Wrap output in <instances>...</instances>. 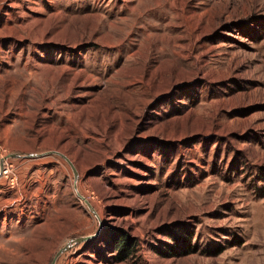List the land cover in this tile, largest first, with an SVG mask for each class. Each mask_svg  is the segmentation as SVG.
Returning <instances> with one entry per match:
<instances>
[{"label": "rangeland", "instance_id": "rangeland-1", "mask_svg": "<svg viewBox=\"0 0 264 264\" xmlns=\"http://www.w3.org/2000/svg\"><path fill=\"white\" fill-rule=\"evenodd\" d=\"M1 158L0 264H264V0H0Z\"/></svg>", "mask_w": 264, "mask_h": 264}, {"label": "water", "instance_id": "water-1", "mask_svg": "<svg viewBox=\"0 0 264 264\" xmlns=\"http://www.w3.org/2000/svg\"><path fill=\"white\" fill-rule=\"evenodd\" d=\"M51 152H55L56 154L60 155L62 158H64L67 163L70 165L73 174H74V188L76 189V180L78 177V172L75 168V166L73 165V163L69 160V158L67 156H65L63 153L57 152V151H51ZM18 156V154L16 153H11L8 154L5 158L8 157H16ZM4 158L0 159V172H1V167H2V163H3ZM78 195L84 200L86 206L89 208L90 211H92L93 213H95L94 209L92 208V206L90 205V203L83 197L81 196L79 193ZM94 235H87V236H81V237H76V238H71L66 244H64L62 247H60L57 252L54 254V256L52 257L51 261L49 264H55L57 258L59 257V255L67 250H69L70 248H72L73 246L84 242L86 240H88L89 238L93 237Z\"/></svg>", "mask_w": 264, "mask_h": 264}, {"label": "trees", "instance_id": "trees-1", "mask_svg": "<svg viewBox=\"0 0 264 264\" xmlns=\"http://www.w3.org/2000/svg\"><path fill=\"white\" fill-rule=\"evenodd\" d=\"M114 250L117 252L116 259L118 261L125 260L131 255V252L128 251V242L126 239H122L121 241H119L114 247Z\"/></svg>", "mask_w": 264, "mask_h": 264}, {"label": "built area", "instance_id": "built-area-1", "mask_svg": "<svg viewBox=\"0 0 264 264\" xmlns=\"http://www.w3.org/2000/svg\"><path fill=\"white\" fill-rule=\"evenodd\" d=\"M1 173L6 178H9L8 180L10 181V183L12 185L13 184V179H14V177L11 175V174H13L12 173V168L7 164L6 161L2 164Z\"/></svg>", "mask_w": 264, "mask_h": 264}]
</instances>
